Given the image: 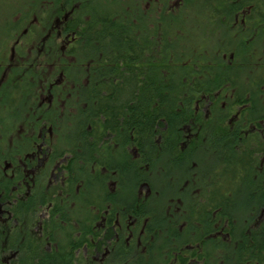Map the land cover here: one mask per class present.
<instances>
[{"label":"trees","instance_id":"1","mask_svg":"<svg viewBox=\"0 0 264 264\" xmlns=\"http://www.w3.org/2000/svg\"><path fill=\"white\" fill-rule=\"evenodd\" d=\"M40 1L11 12L45 11ZM84 5L70 25L81 48L51 52L75 89L57 133L70 178L51 192L46 261L264 264V0H228L205 29L176 34L149 28L141 0ZM16 120L4 115L0 166L15 164ZM1 168L0 233L16 236L1 222L16 220L28 236L40 204ZM19 247L31 251L5 242L0 261Z\"/></svg>","mask_w":264,"mask_h":264},{"label":"flooded vegetation","instance_id":"2","mask_svg":"<svg viewBox=\"0 0 264 264\" xmlns=\"http://www.w3.org/2000/svg\"><path fill=\"white\" fill-rule=\"evenodd\" d=\"M112 1L41 0L45 11L9 12L0 17V140L2 130L7 125L4 123L5 114L23 111L26 117L24 122L15 123L13 127L12 160L15 164L6 160L3 166L2 159L1 169L11 171V175L15 176L14 191L17 195L24 192L29 195L26 197L40 204L41 211L34 212L31 223L35 227L34 232L38 233L35 240L44 244L49 243L50 239L43 235V228L45 231L51 216L52 189L59 196L64 180L70 178L65 170V160L69 158L67 148L57 151L62 136L57 133L69 127L63 116L67 113V100L75 89L63 71H57L56 62L50 61L51 52L65 53L81 48L77 31L72 30L70 25L80 11L87 7L84 4L97 2L110 5ZM227 1L141 0V9L149 28L156 32L171 31L176 34L180 30L194 29L195 26L205 29L200 26L201 23L219 9L225 12ZM32 4L29 3L28 7L33 8ZM57 4L59 10L53 13L52 9ZM35 61L38 63L34 64ZM40 63L46 65L47 74L44 76L33 74L39 71ZM18 69L21 71L18 72ZM2 152L4 148L0 149L1 156ZM43 201H46L44 205ZM58 201L61 203L60 199ZM1 222L5 225L17 223L16 220ZM15 241H18L17 236H6V242ZM19 255L18 252L11 253L13 260H17L14 264H19ZM32 255L33 258L37 256L34 264H50L46 261L45 252Z\"/></svg>","mask_w":264,"mask_h":264},{"label":"rangeland","instance_id":"3","mask_svg":"<svg viewBox=\"0 0 264 264\" xmlns=\"http://www.w3.org/2000/svg\"><path fill=\"white\" fill-rule=\"evenodd\" d=\"M31 2H36V0H0V17H4L5 14L11 12L12 10H14L15 8H19V9H26L27 6H29V3ZM4 14V15H3ZM6 20V19H5ZM22 69V68H21ZM21 69H18L17 71L20 72ZM14 112H11V114ZM16 114V113H15ZM25 114L23 111H20L17 113V120L16 123H22L25 121ZM21 133V132H19ZM0 175H2V173H0ZM1 214V213H0ZM31 216V214H30ZM30 216L28 215L27 220H24L23 222L25 223V230L28 231L29 235L28 236H21L19 235L20 231H19V224H21L20 222L17 221L16 224H11L13 227L14 234H17V244L20 243V245L22 243H30L31 244V251L30 252H21L20 251V247H19V258H21V256H30L31 253H41L40 249L42 246H46L43 242L37 241V239L35 240V227L33 225V223H31V219ZM8 225V224H6ZM4 228H6L4 226ZM6 236H9L7 234V229L4 230L2 229V232L0 233V247L3 246V244L6 242ZM48 245V243H47ZM22 247V246H21ZM11 254H7L4 253L3 258H1L0 264H9L10 263V259L12 258V256H10ZM33 256V255H32ZM18 258V257H17Z\"/></svg>","mask_w":264,"mask_h":264}]
</instances>
